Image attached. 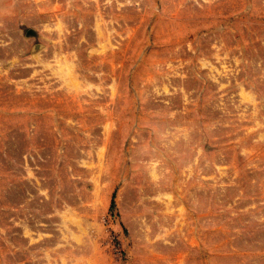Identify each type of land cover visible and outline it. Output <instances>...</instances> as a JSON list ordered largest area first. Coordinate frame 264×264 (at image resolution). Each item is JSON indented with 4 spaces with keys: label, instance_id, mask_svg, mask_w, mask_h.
I'll list each match as a JSON object with an SVG mask.
<instances>
[{
    "label": "rangeland",
    "instance_id": "obj_1",
    "mask_svg": "<svg viewBox=\"0 0 264 264\" xmlns=\"http://www.w3.org/2000/svg\"><path fill=\"white\" fill-rule=\"evenodd\" d=\"M0 264H264V0H0Z\"/></svg>",
    "mask_w": 264,
    "mask_h": 264
}]
</instances>
